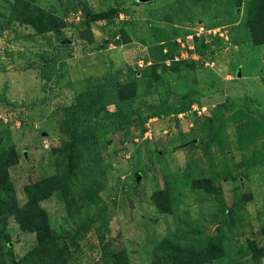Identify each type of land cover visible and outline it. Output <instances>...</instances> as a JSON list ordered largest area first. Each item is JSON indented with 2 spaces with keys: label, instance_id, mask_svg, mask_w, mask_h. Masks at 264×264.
Returning a JSON list of instances; mask_svg holds the SVG:
<instances>
[{
  "label": "rangeland",
  "instance_id": "374dc122",
  "mask_svg": "<svg viewBox=\"0 0 264 264\" xmlns=\"http://www.w3.org/2000/svg\"><path fill=\"white\" fill-rule=\"evenodd\" d=\"M35 3L0 0V264H264V0Z\"/></svg>",
  "mask_w": 264,
  "mask_h": 264
},
{
  "label": "trees",
  "instance_id": "16d2710c",
  "mask_svg": "<svg viewBox=\"0 0 264 264\" xmlns=\"http://www.w3.org/2000/svg\"><path fill=\"white\" fill-rule=\"evenodd\" d=\"M7 2L9 4L10 14L7 17L6 21L13 22L14 20L21 19L19 21H21L22 23H29L37 29L45 27L48 30H55L61 26L60 22H62V19L59 16L53 14L51 10H48L35 3V0H7ZM88 19L91 21L94 18L90 16ZM67 45L68 43L64 41L62 42L61 46L65 47ZM7 100V98L2 97L0 99V102ZM72 109L73 107L66 108L68 112H71ZM4 132H7L9 134V138H6V133ZM0 134L2 135L1 138L4 139L8 146L5 150H3L2 147L0 148V189L4 188L5 190H9L11 188L10 177L8 175V167L16 163L18 156L11 138L10 131H2ZM77 139L78 135L76 133H73V140L77 141ZM76 149L77 148L75 146L69 147V151L71 152V154L75 153ZM77 168L78 167L71 166L69 167V170L74 171ZM86 174H90L89 167H86ZM33 188L37 201L40 200L44 195H46L47 192H50L52 190V187L47 186V184H44L42 186L40 184L37 186H33ZM34 204L35 203L29 205L33 207ZM36 210H38V208H36ZM13 213L18 214V216H23L21 214L22 211L17 209L15 202L5 201L4 199L0 200V220L2 219L3 215ZM25 218L27 220V224H29L28 226L33 231L37 232L39 245L44 248H49V245L53 244V240L55 239V237L53 236V233L48 226V219L45 217V215L37 214L36 216L31 217L25 216Z\"/></svg>",
  "mask_w": 264,
  "mask_h": 264
},
{
  "label": "water",
  "instance_id": "95a60500",
  "mask_svg": "<svg viewBox=\"0 0 264 264\" xmlns=\"http://www.w3.org/2000/svg\"><path fill=\"white\" fill-rule=\"evenodd\" d=\"M139 1H145V0H139Z\"/></svg>",
  "mask_w": 264,
  "mask_h": 264
}]
</instances>
